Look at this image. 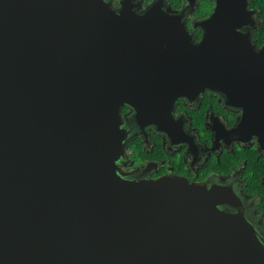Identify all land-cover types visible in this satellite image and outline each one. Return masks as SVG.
<instances>
[{"label": "water", "instance_id": "1", "mask_svg": "<svg viewBox=\"0 0 264 264\" xmlns=\"http://www.w3.org/2000/svg\"><path fill=\"white\" fill-rule=\"evenodd\" d=\"M237 1L218 0L191 54L163 0L139 15L107 0H0V264H264L224 190L117 166L125 104L157 123L191 88L253 107L235 81L252 66H229L248 43L215 35L222 16L246 13ZM197 49L209 66H187Z\"/></svg>", "mask_w": 264, "mask_h": 264}, {"label": "flooded vegetation", "instance_id": "2", "mask_svg": "<svg viewBox=\"0 0 264 264\" xmlns=\"http://www.w3.org/2000/svg\"><path fill=\"white\" fill-rule=\"evenodd\" d=\"M155 1L107 0L114 10L129 5L137 15ZM231 3L245 5L246 13L222 16L224 24L219 27L224 30L215 35L234 32L242 36L241 43L242 39L248 43L242 44L251 52L237 53L229 66H252V70L246 67L238 72L235 81L242 99L243 93L252 91L253 107L232 102L219 89L191 88L174 101L169 112L160 114L157 123L145 117L137 120L134 108L125 104L121 108L124 153L117 166L133 181L179 176L221 188L238 205L226 203L224 208L231 212L241 208L264 243V121L252 126V118H264V0ZM217 4L218 0H163V8L170 9L174 18L176 35L191 54L209 30ZM239 19L244 22L236 24ZM197 53L198 49L187 66H209L208 55L203 53V63ZM195 76L190 69L191 83L204 80L203 73L200 78ZM246 108L252 115L249 124L241 127Z\"/></svg>", "mask_w": 264, "mask_h": 264}]
</instances>
